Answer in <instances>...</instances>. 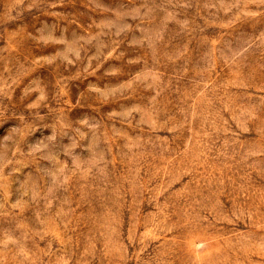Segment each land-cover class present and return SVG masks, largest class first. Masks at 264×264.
Masks as SVG:
<instances>
[{"label":"rangeland","instance_id":"obj_1","mask_svg":"<svg viewBox=\"0 0 264 264\" xmlns=\"http://www.w3.org/2000/svg\"><path fill=\"white\" fill-rule=\"evenodd\" d=\"M0 264H264V0H0Z\"/></svg>","mask_w":264,"mask_h":264}]
</instances>
